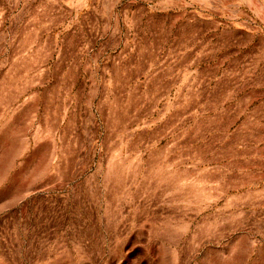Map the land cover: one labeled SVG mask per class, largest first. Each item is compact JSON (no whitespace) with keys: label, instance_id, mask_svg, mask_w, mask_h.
I'll return each instance as SVG.
<instances>
[{"label":"rangeland","instance_id":"rangeland-1","mask_svg":"<svg viewBox=\"0 0 264 264\" xmlns=\"http://www.w3.org/2000/svg\"><path fill=\"white\" fill-rule=\"evenodd\" d=\"M0 264H264V0H0Z\"/></svg>","mask_w":264,"mask_h":264}]
</instances>
